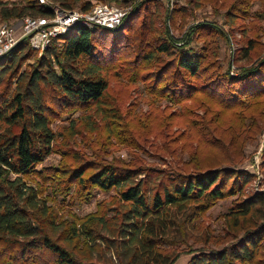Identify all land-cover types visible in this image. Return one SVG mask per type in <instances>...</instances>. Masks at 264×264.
I'll return each mask as SVG.
<instances>
[{
  "label": "rangeland",
  "instance_id": "obj_1",
  "mask_svg": "<svg viewBox=\"0 0 264 264\" xmlns=\"http://www.w3.org/2000/svg\"><path fill=\"white\" fill-rule=\"evenodd\" d=\"M84 1L91 6L127 9L130 16L140 3L125 6L80 0L76 5ZM46 2L64 9L53 0ZM156 2L154 11L158 13L152 10L151 25L135 35L134 45L123 55L132 64L129 70L107 77L102 111L92 105L61 111L51 118L52 152L37 169L67 170L92 162L135 170L138 175L131 185L143 184L149 203L162 177L222 166L251 175L243 195L264 192V98L224 106L217 95L212 97L202 87L222 73L236 79L242 70L264 64V0ZM2 23L13 22L0 20ZM166 36L176 47L184 44L187 50L204 54L202 69L191 80L196 86L191 98L176 105L158 91L175 70L170 56L153 49L156 38ZM31 49L37 57L44 53ZM28 63L22 68L27 69ZM155 76L161 81L150 83ZM257 104L258 112L252 111ZM9 130L18 129L0 123V135ZM25 182L38 187V198L57 224L75 226L82 232L79 239L58 243L90 264H187L193 251L221 250L235 234L229 213L237 196L218 200L203 213L192 205L173 208L163 223L167 228L161 225L151 237L154 248L150 253L127 241L129 229L122 214L128 205L120 199L119 189L84 196L75 185L66 193L61 183L55 184L58 191L34 177ZM55 227L61 231L60 225ZM138 238L143 243L145 235ZM261 245L264 250V241ZM43 261L52 264L51 258Z\"/></svg>",
  "mask_w": 264,
  "mask_h": 264
},
{
  "label": "trees",
  "instance_id": "obj_2",
  "mask_svg": "<svg viewBox=\"0 0 264 264\" xmlns=\"http://www.w3.org/2000/svg\"><path fill=\"white\" fill-rule=\"evenodd\" d=\"M53 1L64 9L87 10L91 6L87 1L76 5L80 0ZM93 1L125 6L140 3L116 29L75 25L53 40L40 57L22 41L0 59V123L18 129L0 135V264H47L45 257L51 258L52 264H90L76 259L58 243L79 239L82 232L75 226L56 223L38 198V187L26 184L25 178L32 177L49 182L58 191L55 184L61 183L66 193L75 185L84 196L91 191L119 189L120 199L128 205L122 214L129 229L127 241L149 252L154 248L151 237L156 230L161 225L167 228L163 223L171 209L192 205L203 213L216 201L237 196L229 213L230 227L235 231L231 242L221 250H195L187 264H264V192L243 195L252 180L249 173L222 166L168 175L156 185L149 203L143 184L131 185L138 175L135 170L92 162L67 170L37 169L52 152L55 135L50 129L51 118L61 111L92 105L101 109L107 77L129 70L132 64L123 55L134 45L135 35L151 25L152 10L158 5L156 0ZM51 15L50 7L38 0H0V20L4 22ZM187 46L176 47L167 36L156 38L153 45L155 52L170 56L175 65L173 76L158 88L175 105L191 98L196 88L191 80L198 76L204 60L203 52H191ZM25 63L27 69L22 68ZM154 81L161 80L155 76L150 83ZM202 87H207L212 97L217 95L224 106L261 101L264 64L242 70L236 79L222 73ZM259 108L257 104L252 111ZM57 225L62 227L59 232ZM142 235L145 238L140 243L138 237Z\"/></svg>",
  "mask_w": 264,
  "mask_h": 264
},
{
  "label": "built area",
  "instance_id": "obj_3",
  "mask_svg": "<svg viewBox=\"0 0 264 264\" xmlns=\"http://www.w3.org/2000/svg\"><path fill=\"white\" fill-rule=\"evenodd\" d=\"M47 0H38L52 11L49 17L25 16L14 23L0 24V59L8 54L18 43L25 41L34 50L43 52L53 40L64 35L75 25L88 29L106 28L109 30L121 26L127 9L104 4L90 6L87 10L73 11L50 5Z\"/></svg>",
  "mask_w": 264,
  "mask_h": 264
}]
</instances>
